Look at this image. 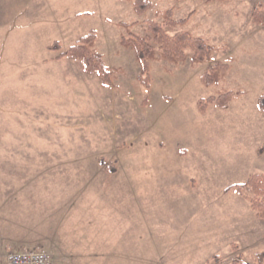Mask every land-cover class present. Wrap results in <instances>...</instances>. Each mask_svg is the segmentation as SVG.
<instances>
[{
    "label": "rangeland",
    "instance_id": "obj_1",
    "mask_svg": "<svg viewBox=\"0 0 264 264\" xmlns=\"http://www.w3.org/2000/svg\"><path fill=\"white\" fill-rule=\"evenodd\" d=\"M0 0V258L43 248L54 264H264V218L245 184L264 175L263 0ZM217 51L151 63L137 80L127 31L162 12ZM96 33L112 85L62 55ZM53 47V48H52ZM230 63L218 85L201 74ZM232 90L224 108L200 100ZM232 188L227 189L228 186Z\"/></svg>",
    "mask_w": 264,
    "mask_h": 264
},
{
    "label": "trees",
    "instance_id": "obj_2",
    "mask_svg": "<svg viewBox=\"0 0 264 264\" xmlns=\"http://www.w3.org/2000/svg\"><path fill=\"white\" fill-rule=\"evenodd\" d=\"M127 1L132 3L133 11L139 15H143L152 6L149 0ZM161 16L164 23L148 20L143 35L129 31L131 24H119L127 31L126 36L121 35L119 43L124 48L133 51L134 58L139 65L137 80L145 88H149L151 82L150 69L153 61L162 59L169 63L179 64L189 58L190 64L194 66L211 61L213 54L217 51V48L204 38L194 36L188 30H179L170 34L165 29L166 26H182L186 23L187 18L173 19L170 9L162 12ZM251 17L254 23L264 24V0L259 2ZM95 40L96 33L91 30L88 34L78 38L62 55H69L79 60L85 72L98 77L101 85L111 86L113 74L119 69L109 68L106 65L103 55L94 48ZM230 67L228 62L215 61L201 74L200 80L205 86L218 85ZM237 94L232 90H221L217 94L207 97L206 100H200L201 108L204 109L211 104L216 108H224ZM257 105L260 112L264 113V94L260 95ZM243 185L250 187L255 195H260V200L251 203L258 216L264 218V175L255 174L245 184L238 186ZM232 187L233 185H230L227 189Z\"/></svg>",
    "mask_w": 264,
    "mask_h": 264
},
{
    "label": "built area",
    "instance_id": "obj_3",
    "mask_svg": "<svg viewBox=\"0 0 264 264\" xmlns=\"http://www.w3.org/2000/svg\"><path fill=\"white\" fill-rule=\"evenodd\" d=\"M0 264H54L50 251L43 248H23L6 251Z\"/></svg>",
    "mask_w": 264,
    "mask_h": 264
}]
</instances>
